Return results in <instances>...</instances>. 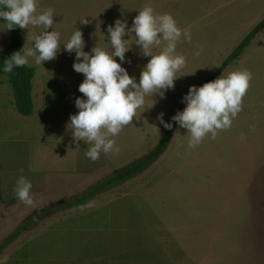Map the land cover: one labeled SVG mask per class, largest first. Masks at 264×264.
<instances>
[{
    "label": "rangeland",
    "instance_id": "rangeland-1",
    "mask_svg": "<svg viewBox=\"0 0 264 264\" xmlns=\"http://www.w3.org/2000/svg\"><path fill=\"white\" fill-rule=\"evenodd\" d=\"M146 3L158 14L170 13L191 41L177 45L186 65L174 89L165 98L146 96L133 122L112 137L118 151L92 161L85 156L87 142L77 149L72 142L67 124L78 112L74 101L83 96L78 87L84 79L73 69L74 52L61 46L42 65L29 58L36 69L30 116L16 110L7 77L0 76V264H264V27L216 77L245 69L253 76L231 127L190 149V134L171 121L184 109L189 86L224 67L264 20V0H40L38 10L54 9L61 45L78 28L83 51L91 53L95 46L110 48L108 25L126 18L130 27ZM4 23L0 18V54L10 41ZM40 31L22 29L24 49ZM149 59L133 44L122 67L139 81ZM161 112L171 129L157 120ZM168 130L169 146L152 166L85 205L67 207L150 152ZM21 175L33 185L31 206L15 193ZM19 229L22 234L4 245Z\"/></svg>",
    "mask_w": 264,
    "mask_h": 264
},
{
    "label": "clouds",
    "instance_id": "clouds-1",
    "mask_svg": "<svg viewBox=\"0 0 264 264\" xmlns=\"http://www.w3.org/2000/svg\"><path fill=\"white\" fill-rule=\"evenodd\" d=\"M39 2L0 0V18L6 21L7 30L27 29L29 25L41 28L32 47L22 48L23 51H16L6 58L2 71L12 73L14 68L28 65L29 58L33 57L37 64L42 65L55 59L61 52V46L68 53L74 52L73 69L84 77L78 87L83 96L75 98L78 112L70 115L67 129L76 149L80 147V141L87 142L90 147L85 156L96 161L101 153L118 151L112 137L133 122L137 110L144 106L146 96L165 98L167 91L174 89L178 78L176 73L186 65V57L177 53V45L182 38L190 42L191 33L182 30L170 13L158 14L150 3H146L130 27L126 18H118L108 25L107 44L110 48L95 46L91 53H87L83 51L85 42L78 28L61 45V33L53 29L54 9L38 10ZM88 22L84 19L81 23ZM130 39H134L131 45ZM133 44L139 46L140 54L150 57L141 69L139 81L122 67ZM202 51L200 47L194 55L198 56ZM252 78L251 71L237 70L227 76L222 74L202 86H189L181 99L185 108L178 110L171 121L190 134V149L198 146L209 134L215 138L218 130L231 127L232 121L242 111L243 97ZM164 115L159 113L157 120L164 128L171 129L173 123L165 121ZM32 187L23 175L16 182V196L28 206L34 203Z\"/></svg>",
    "mask_w": 264,
    "mask_h": 264
},
{
    "label": "trees",
    "instance_id": "trees-1",
    "mask_svg": "<svg viewBox=\"0 0 264 264\" xmlns=\"http://www.w3.org/2000/svg\"><path fill=\"white\" fill-rule=\"evenodd\" d=\"M263 27L264 20L260 24H258V26L254 28L231 52L224 63V67H221L219 71L206 78L199 86H202L206 82L212 81L222 72V70L227 65L234 62L242 53H244L246 48L251 44V41L257 36V34L262 30ZM8 32L10 38L9 44L5 51L0 54V76L7 77V82L11 88L13 103L16 110L23 116H30L34 113L35 110L32 93L33 79L35 77L36 69L33 66L25 65L23 67L14 68L12 73H4L2 71L4 60L10 57L14 52L24 48L22 29L17 27L13 30H8ZM185 106L186 105L183 103L182 107L185 108ZM170 139L171 132L170 130H168L162 137L161 141L150 152L142 155L126 168L118 170L114 174L102 179L100 182L93 185L82 194L76 195L73 199L66 203L67 207L72 208L85 205L98 195L115 189L125 181L141 174L150 166H152L165 152V150L169 146ZM21 232L22 229H19L15 233L9 235L5 239L4 245L9 244L13 240H15L20 234H22Z\"/></svg>",
    "mask_w": 264,
    "mask_h": 264
}]
</instances>
